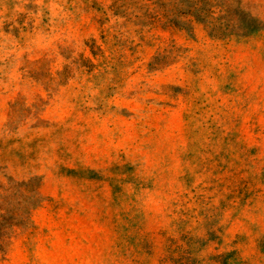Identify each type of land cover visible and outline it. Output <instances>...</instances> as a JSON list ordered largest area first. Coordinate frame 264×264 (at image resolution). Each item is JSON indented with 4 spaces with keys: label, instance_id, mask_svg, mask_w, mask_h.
Here are the masks:
<instances>
[{
    "label": "rangeland",
    "instance_id": "rangeland-1",
    "mask_svg": "<svg viewBox=\"0 0 264 264\" xmlns=\"http://www.w3.org/2000/svg\"><path fill=\"white\" fill-rule=\"evenodd\" d=\"M0 264H264V0H0Z\"/></svg>",
    "mask_w": 264,
    "mask_h": 264
}]
</instances>
